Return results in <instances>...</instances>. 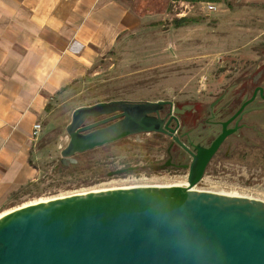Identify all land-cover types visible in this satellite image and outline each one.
Segmentation results:
<instances>
[{"label": "rangeland", "instance_id": "obj_1", "mask_svg": "<svg viewBox=\"0 0 264 264\" xmlns=\"http://www.w3.org/2000/svg\"><path fill=\"white\" fill-rule=\"evenodd\" d=\"M216 9L207 11L205 3ZM189 20L177 26L175 20ZM261 73L264 88V0H173L169 12L134 32L119 34L110 51L101 54L78 77L48 99L33 136L32 179L11 190L1 202L11 209L77 192L136 185H168L186 180L187 169L160 166L168 137L140 132L77 153L61 167L65 126L72 110L110 99L171 100L208 104L228 89L244 88ZM243 83V85H242ZM243 115L244 124L229 134L207 164L196 189L222 191L264 201V98ZM94 119H88L87 122ZM132 167L119 173V168Z\"/></svg>", "mask_w": 264, "mask_h": 264}, {"label": "water", "instance_id": "obj_2", "mask_svg": "<svg viewBox=\"0 0 264 264\" xmlns=\"http://www.w3.org/2000/svg\"><path fill=\"white\" fill-rule=\"evenodd\" d=\"M173 104L119 98L75 107L60 162L132 134L168 133L159 114ZM230 120L209 146L196 145L185 185L89 190L0 214V264H264V201L194 188L235 131Z\"/></svg>", "mask_w": 264, "mask_h": 264}, {"label": "crops", "instance_id": "obj_3", "mask_svg": "<svg viewBox=\"0 0 264 264\" xmlns=\"http://www.w3.org/2000/svg\"><path fill=\"white\" fill-rule=\"evenodd\" d=\"M172 2L0 0V214L9 192L33 177V125L50 96Z\"/></svg>", "mask_w": 264, "mask_h": 264}, {"label": "flooded vegetation", "instance_id": "obj_4", "mask_svg": "<svg viewBox=\"0 0 264 264\" xmlns=\"http://www.w3.org/2000/svg\"><path fill=\"white\" fill-rule=\"evenodd\" d=\"M259 76L262 74H255L249 79L252 84L249 96L240 98L241 92L247 88L246 85L242 86L244 88L229 93L226 89L208 104V111L204 117L201 115L200 107L202 106L199 105L184 104L180 105L179 108L176 107V103L172 106L166 105L160 111L159 116L167 122L168 133L160 135L168 137L169 142L165 150L166 156L160 166L164 168L180 167L188 171L192 154L197 152L196 145L209 146L211 141L221 132L223 122L231 119L226 128L236 126L235 131L239 130L244 125L241 122L243 115L254 110L255 107L251 106L252 103L258 96L261 97L258 87L263 88V86L258 81ZM254 92V98L244 104ZM262 94H264V88Z\"/></svg>", "mask_w": 264, "mask_h": 264}, {"label": "built area", "instance_id": "obj_5", "mask_svg": "<svg viewBox=\"0 0 264 264\" xmlns=\"http://www.w3.org/2000/svg\"><path fill=\"white\" fill-rule=\"evenodd\" d=\"M205 8L207 11H213L216 9V6L214 3H210V2H206L205 3ZM41 128V124L40 122H36L34 125H33V135L37 134L38 131L40 130Z\"/></svg>", "mask_w": 264, "mask_h": 264}, {"label": "trees", "instance_id": "obj_6", "mask_svg": "<svg viewBox=\"0 0 264 264\" xmlns=\"http://www.w3.org/2000/svg\"><path fill=\"white\" fill-rule=\"evenodd\" d=\"M187 20H189V18H187V17L178 18L177 20H175V24H177V26H179V25H182ZM61 167L64 168L66 166L62 164Z\"/></svg>", "mask_w": 264, "mask_h": 264}, {"label": "bare ground", "instance_id": "obj_7", "mask_svg": "<svg viewBox=\"0 0 264 264\" xmlns=\"http://www.w3.org/2000/svg\"><path fill=\"white\" fill-rule=\"evenodd\" d=\"M185 183H186V180H183L179 183H173V184H168V185H185ZM223 193H228V192H223ZM228 194H233V193H228ZM40 200H42V199H40ZM36 201H38V200H36Z\"/></svg>", "mask_w": 264, "mask_h": 264}]
</instances>
